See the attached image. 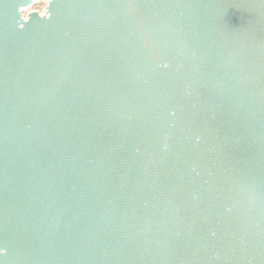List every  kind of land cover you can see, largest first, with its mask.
Masks as SVG:
<instances>
[{
  "label": "water",
  "instance_id": "obj_1",
  "mask_svg": "<svg viewBox=\"0 0 264 264\" xmlns=\"http://www.w3.org/2000/svg\"><path fill=\"white\" fill-rule=\"evenodd\" d=\"M0 0V264H264V0Z\"/></svg>",
  "mask_w": 264,
  "mask_h": 264
},
{
  "label": "rangeland",
  "instance_id": "obj_2",
  "mask_svg": "<svg viewBox=\"0 0 264 264\" xmlns=\"http://www.w3.org/2000/svg\"><path fill=\"white\" fill-rule=\"evenodd\" d=\"M49 0H34L33 4L22 10V17L28 18L32 12H38L46 14V8L48 7Z\"/></svg>",
  "mask_w": 264,
  "mask_h": 264
}]
</instances>
